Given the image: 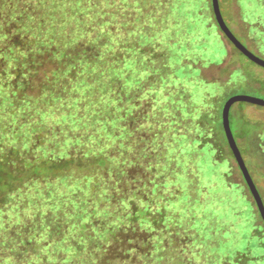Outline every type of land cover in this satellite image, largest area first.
<instances>
[{"label": "trees", "instance_id": "obj_1", "mask_svg": "<svg viewBox=\"0 0 264 264\" xmlns=\"http://www.w3.org/2000/svg\"><path fill=\"white\" fill-rule=\"evenodd\" d=\"M212 28L208 0H0V264H257L243 246L216 251L239 235L218 209L241 194L264 244L220 110L264 82L241 63L193 89L183 65L201 76L226 55L208 48ZM242 103L230 128L264 180V122Z\"/></svg>", "mask_w": 264, "mask_h": 264}, {"label": "rangeland", "instance_id": "obj_2", "mask_svg": "<svg viewBox=\"0 0 264 264\" xmlns=\"http://www.w3.org/2000/svg\"><path fill=\"white\" fill-rule=\"evenodd\" d=\"M208 3L211 10L210 0H208ZM219 7L224 22L233 35L237 38V40L241 42L251 53L264 60V4L260 2V0H219ZM211 14L214 19L212 10ZM214 23L216 24L215 19ZM212 26L215 27L214 24H212ZM217 29L214 30V28H212V36L208 38V48L211 52L214 51L217 54H222L224 51H226V55L223 58L221 64L207 66L196 65V67L200 68L201 76H196L197 69L193 66H188L186 63L183 65V69L186 72L192 74L190 77L195 76L192 80V84L194 85L193 89H197L198 92L206 93L208 90L216 86L215 81L221 84L226 81L227 75L223 74V68L228 67L229 70H233L241 63H243L244 66L247 67V69L257 77V79H259V81L264 82V69L258 67L250 61H247V59L240 55V52L235 49L234 46L220 32L218 26ZM177 46L180 48V50H182L179 51V53H184L185 51L186 53H193L199 50L196 44L191 46L189 43L183 41L178 43ZM177 53L178 51L176 54ZM204 78L208 81H205ZM256 81L258 82V80ZM254 87L256 88L258 85H254ZM240 94L264 99V92H258L257 90L244 89ZM240 106L244 108L241 113L247 119L264 122L263 107H258L248 103H242ZM244 160L245 162L247 161L246 158H244ZM205 167L206 174H211L213 176L212 180L215 185V189L217 191L222 190L224 194L229 193V189L225 184V180L218 171V166L208 165ZM230 169V178L232 183L241 186V191L246 195L247 199L252 204L253 209L257 212L248 189L243 182L241 173L233 158L230 162ZM250 174L264 203V180L259 176H254L252 173ZM236 197V203L234 200H230L228 198L224 200L222 207H220L218 211L224 213L222 216H225L228 221L232 220V222L235 223L236 227L238 228L239 235L238 237L233 238V236H229L230 233L227 232L228 236H225V239L222 241V244L218 245L216 251L232 255L238 251V248L243 246L244 248L252 251V253L253 251L256 253L255 258L257 261L254 263L264 264L263 241L259 240L257 244L252 242V231L251 225L249 223L250 212L252 211L250 209V205H248V201L244 195H236ZM236 205L240 206L243 210L241 213L238 212L236 208L234 211V207H236ZM214 214L218 213L215 212ZM260 221L261 220L258 218L256 223L262 226ZM227 233L225 232L223 235Z\"/></svg>", "mask_w": 264, "mask_h": 264}, {"label": "water", "instance_id": "obj_3", "mask_svg": "<svg viewBox=\"0 0 264 264\" xmlns=\"http://www.w3.org/2000/svg\"><path fill=\"white\" fill-rule=\"evenodd\" d=\"M210 4H211V10L213 12L215 22L220 32L234 46V48L237 49L248 61L264 69V60L257 57L253 53H251L241 42L237 40V38L233 35V33L227 27L221 15L220 7H219V0H210ZM240 102H245L248 104H252V105L264 108V99L247 96L244 94H235V95L228 97L225 100L222 110H221V125H222V129H223V132L226 138L227 146L230 152L232 153L233 159L241 173L243 182L246 188L248 189L252 202L259 214V217L262 223L264 224L263 200L245 164L243 156L237 146L236 140L233 136V133L230 128V123H229V113H230L231 107Z\"/></svg>", "mask_w": 264, "mask_h": 264}]
</instances>
